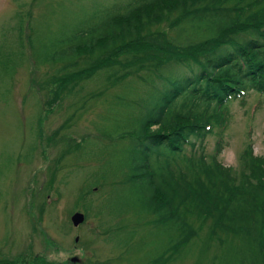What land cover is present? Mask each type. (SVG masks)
I'll return each mask as SVG.
<instances>
[{"label":"rangeland","instance_id":"1","mask_svg":"<svg viewBox=\"0 0 264 264\" xmlns=\"http://www.w3.org/2000/svg\"><path fill=\"white\" fill-rule=\"evenodd\" d=\"M141 1L0 0L3 259L27 264L41 255L53 264H73L68 260L78 255L75 264L233 263L238 246L232 244L233 234L227 252L221 229L217 235L208 229L211 219L189 217L192 228L182 233L175 222L157 221L148 209L146 185L128 181L137 145L130 134L121 138L120 133L136 130L137 114L151 104L147 85L135 81L148 71L138 68L145 63L139 58L125 65L133 72L122 81L101 70L74 76L64 85L54 81L57 73L63 75L61 67L43 64L65 48L91 43L96 35L89 28ZM132 53L119 52L111 60ZM90 58L81 56L74 70L87 67ZM116 70L117 75L123 71L120 66ZM226 108V124L211 128L184 152L204 156L208 164L221 162L238 176L249 168L244 164L249 144L264 157V93L247 91ZM160 128L151 125V130ZM76 211L87 216L79 226L71 219Z\"/></svg>","mask_w":264,"mask_h":264},{"label":"trees","instance_id":"2","mask_svg":"<svg viewBox=\"0 0 264 264\" xmlns=\"http://www.w3.org/2000/svg\"><path fill=\"white\" fill-rule=\"evenodd\" d=\"M126 11L89 28L96 35L91 43L65 48L43 64L61 67L63 75L55 74L54 81L64 85L74 76L101 70L125 80L133 72L125 65L140 58L145 64L138 68L148 71L135 81L147 85L151 104L137 114L136 130L120 133L121 138L130 134L137 145L128 181L146 185L148 209L157 221L175 222L182 233L192 228L189 217L211 219L208 229L215 235L221 229V244H229L231 234L232 244L238 242L232 264H264V157L249 144L244 155L249 168L237 176L221 162L208 164L204 156L184 152L205 136L208 126L225 125L230 101L242 92H264V0H176L169 5L142 0ZM130 49L136 53L111 60ZM85 54L92 56L87 67L74 70ZM173 64L182 69H172ZM116 66L123 70L119 75ZM155 124L162 128L151 130ZM3 258L1 264L16 263ZM27 264L53 263L37 255Z\"/></svg>","mask_w":264,"mask_h":264},{"label":"water","instance_id":"3","mask_svg":"<svg viewBox=\"0 0 264 264\" xmlns=\"http://www.w3.org/2000/svg\"><path fill=\"white\" fill-rule=\"evenodd\" d=\"M85 219V215L81 212H76L73 216H72V220L74 222V224L77 226L79 225L81 222H83ZM72 262H79L80 258L78 256H75L73 258H71Z\"/></svg>","mask_w":264,"mask_h":264},{"label":"bare ground","instance_id":"4","mask_svg":"<svg viewBox=\"0 0 264 264\" xmlns=\"http://www.w3.org/2000/svg\"><path fill=\"white\" fill-rule=\"evenodd\" d=\"M121 60V59H120Z\"/></svg>","mask_w":264,"mask_h":264}]
</instances>
